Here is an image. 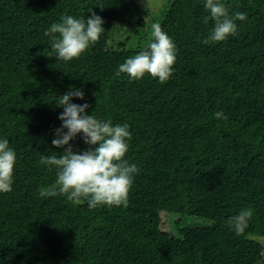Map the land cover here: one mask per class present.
I'll return each instance as SVG.
<instances>
[{
    "label": "trees",
    "instance_id": "trees-1",
    "mask_svg": "<svg viewBox=\"0 0 264 264\" xmlns=\"http://www.w3.org/2000/svg\"><path fill=\"white\" fill-rule=\"evenodd\" d=\"M205 2L169 0L151 16L125 0H0V139L16 153L12 191L0 193V264H264V0H221L247 19L207 44ZM93 13L105 29L94 46L70 62L50 54L53 23ZM153 23L176 45L173 75H117L148 50ZM70 88L86 114L129 126L125 159L138 173L126 207L39 194L56 180L40 160L64 151L52 140ZM69 143L90 147L81 134ZM249 208L237 235L227 221Z\"/></svg>",
    "mask_w": 264,
    "mask_h": 264
},
{
    "label": "clouds",
    "instance_id": "clouds-1",
    "mask_svg": "<svg viewBox=\"0 0 264 264\" xmlns=\"http://www.w3.org/2000/svg\"><path fill=\"white\" fill-rule=\"evenodd\" d=\"M204 8L210 13L209 18L215 25L211 35L203 41L205 44L227 41L237 34V21L247 19L246 13L230 15L221 0H206ZM103 24L102 18L95 13L86 20L62 17V22L53 23L44 32L51 42L50 54L55 52L56 58L64 62L78 59L99 41L105 32ZM151 34L153 42L148 50L141 51L119 65L117 75L125 74L131 81H139L147 74L158 79L161 84L169 80L176 63V45L158 23L152 24ZM83 96L82 89L70 88L59 97V107L63 108V112L58 119L62 124L55 130L52 146L64 151L60 155L52 152L50 156L41 157L42 165L56 169V180L51 186L41 187L39 194L42 197L63 195L78 205L86 201L90 209L98 206L126 207L133 177L138 173L137 167L125 159L132 133L127 124L113 126L111 120L102 121L86 114L89 107L87 103H70L72 98L82 100ZM216 118L227 119L223 112H217ZM78 134L90 146L88 150H73L69 142ZM15 163L16 153L6 139H0V193L12 191ZM252 216V209H242L227 224L240 235L248 228Z\"/></svg>",
    "mask_w": 264,
    "mask_h": 264
},
{
    "label": "rangeland",
    "instance_id": "rangeland-1",
    "mask_svg": "<svg viewBox=\"0 0 264 264\" xmlns=\"http://www.w3.org/2000/svg\"><path fill=\"white\" fill-rule=\"evenodd\" d=\"M125 1L129 3V5H131L132 7L130 8L131 10H137V9L142 10L151 16L160 13V11L169 3V0H125ZM161 218L164 221V223H167L169 221L168 217H165L163 215L161 216ZM182 223L187 225L205 224L200 220L194 218L185 219V217L182 219ZM257 240L263 245V255H264V239H257Z\"/></svg>",
    "mask_w": 264,
    "mask_h": 264
}]
</instances>
